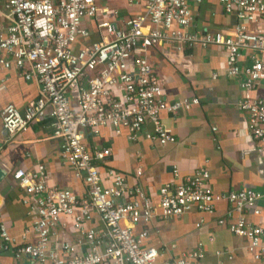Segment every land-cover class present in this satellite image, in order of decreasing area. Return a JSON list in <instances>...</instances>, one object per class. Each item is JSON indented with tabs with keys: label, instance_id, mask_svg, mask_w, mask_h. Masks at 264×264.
I'll return each instance as SVG.
<instances>
[{
	"label": "built area",
	"instance_id": "1",
	"mask_svg": "<svg viewBox=\"0 0 264 264\" xmlns=\"http://www.w3.org/2000/svg\"><path fill=\"white\" fill-rule=\"evenodd\" d=\"M103 1L0 0L10 22L0 24V73L15 71L40 86L39 98L24 112L9 105L0 112V121L14 137L51 109L53 138L63 142L65 162L88 188V197L80 198L68 189L51 187L44 165L36 172L16 171L13 179L28 194L24 203L34 216L22 240L32 235L35 243L15 247L16 239L1 225L0 252H12L15 262L28 257L34 264H205L203 243L179 259L162 263L165 253L147 247L148 232H137V226L149 225L157 215L163 219H182L193 212L214 215L217 206L226 203L232 210L218 225L247 241L253 264H264V211L260 207L264 193H215L210 171L202 168L179 184L164 185L154 205L142 188L130 187L113 170L109 171L113 186L105 188L96 165L110 153L98 150L93 155L84 142L86 130L98 133L103 127L117 133L127 129L132 141L144 134L159 145L176 142L163 124V114L190 111L200 101L169 104L165 100L161 80L146 57L157 46L172 44L180 55L188 47L222 48L227 52L229 75L243 76V91L254 92L264 80V0H219L225 12L238 20L230 34L193 32L188 0H148L145 13L128 20L124 28L105 18L110 12L99 7ZM202 2L197 0L199 5ZM86 20L98 23L104 40L76 49L79 39L90 38ZM245 51L253 55L242 66ZM239 109L247 115L250 134L264 153V98L246 97ZM148 126L150 131H146ZM127 197L133 200L125 202ZM94 214L105 225L103 235L87 228ZM248 214L260 222L253 223ZM63 218L70 219L77 239L75 243L62 239L54 246L55 230ZM216 257L227 259L217 264H238L235 252L217 251Z\"/></svg>",
	"mask_w": 264,
	"mask_h": 264
},
{
	"label": "crops",
	"instance_id": "2",
	"mask_svg": "<svg viewBox=\"0 0 264 264\" xmlns=\"http://www.w3.org/2000/svg\"><path fill=\"white\" fill-rule=\"evenodd\" d=\"M147 1L105 0L99 7L110 12L105 17L107 20L124 28L128 20L145 13ZM188 1L194 16L191 30L195 33L230 34L238 25L237 17L227 14L219 0H203L200 5L197 0ZM6 16L5 3L0 2V24L9 25ZM97 25L96 21H85L90 38L79 39L76 49L104 40L105 34ZM252 55V52L245 51L241 65H248ZM146 57L161 80L169 104L183 99H198L200 103L177 115L163 114V124L176 138L173 144L152 143L144 134L132 141L127 129L120 133L112 127L100 128L98 133L93 129L86 130L84 142L91 154L98 150L110 153L96 165L102 185L105 188L113 186V179L109 176V171L113 170L123 175L130 187L142 188L157 205L164 185L179 184L199 169L207 168L215 193L242 190L264 193L263 149L250 134L247 115L239 109L240 102L246 97L264 98V80L254 92H244L241 87L244 77L229 75L227 52L219 47H188L180 55L172 44H164L150 49ZM39 95L37 82H28L15 71L0 73V112L9 105L24 112ZM73 108H77L76 104ZM52 122L49 109L42 120L11 137L0 121V171L5 173L0 182V226L4 225L10 236L16 239L15 247L35 243L32 235L26 242L22 240V235L31 229L34 216L30 206L24 203L28 194L13 179L16 171L36 172L44 165L51 187L68 189L80 198L88 197L83 178H77L63 158V142L53 138ZM150 130L148 126L146 131ZM124 200L131 202L133 198ZM260 207L264 211V203ZM231 210L230 205L222 203L214 215L193 212L182 219H163L157 215L149 225L140 223L136 230L148 232L147 247L165 253L162 263L179 259L203 243L205 264L227 262L226 258L216 257L217 251L235 252L238 264H253L247 241L231 234L227 226L218 225V220ZM248 215L253 223L260 222V218ZM70 222V219L63 218L62 225L56 228L54 246L62 239L76 242L77 235ZM87 228L100 235L106 233L97 214ZM0 264L34 262L28 257L15 262L12 252H0Z\"/></svg>",
	"mask_w": 264,
	"mask_h": 264
},
{
	"label": "water",
	"instance_id": "3",
	"mask_svg": "<svg viewBox=\"0 0 264 264\" xmlns=\"http://www.w3.org/2000/svg\"><path fill=\"white\" fill-rule=\"evenodd\" d=\"M4 176H5V173L3 171H0V182L3 180Z\"/></svg>",
	"mask_w": 264,
	"mask_h": 264
},
{
	"label": "rangeland",
	"instance_id": "4",
	"mask_svg": "<svg viewBox=\"0 0 264 264\" xmlns=\"http://www.w3.org/2000/svg\"><path fill=\"white\" fill-rule=\"evenodd\" d=\"M104 2V1H103Z\"/></svg>",
	"mask_w": 264,
	"mask_h": 264
}]
</instances>
